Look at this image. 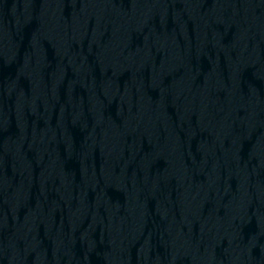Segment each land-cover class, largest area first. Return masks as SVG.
<instances>
[{
  "label": "water",
  "instance_id": "obj_1",
  "mask_svg": "<svg viewBox=\"0 0 264 264\" xmlns=\"http://www.w3.org/2000/svg\"><path fill=\"white\" fill-rule=\"evenodd\" d=\"M0 264H264V0H0Z\"/></svg>",
  "mask_w": 264,
  "mask_h": 264
}]
</instances>
